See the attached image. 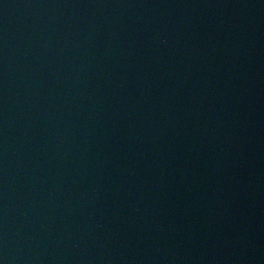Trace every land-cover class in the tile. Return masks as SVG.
Masks as SVG:
<instances>
[{"label":"water","instance_id":"1","mask_svg":"<svg viewBox=\"0 0 264 264\" xmlns=\"http://www.w3.org/2000/svg\"><path fill=\"white\" fill-rule=\"evenodd\" d=\"M0 264H264V0H0Z\"/></svg>","mask_w":264,"mask_h":264}]
</instances>
